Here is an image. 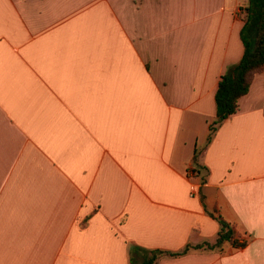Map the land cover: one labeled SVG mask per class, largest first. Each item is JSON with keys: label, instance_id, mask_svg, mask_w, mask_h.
<instances>
[{"label": "crops", "instance_id": "1", "mask_svg": "<svg viewBox=\"0 0 264 264\" xmlns=\"http://www.w3.org/2000/svg\"><path fill=\"white\" fill-rule=\"evenodd\" d=\"M246 0H0V264H264V68L208 141ZM194 192L191 195V192Z\"/></svg>", "mask_w": 264, "mask_h": 264}, {"label": "trees", "instance_id": "2", "mask_svg": "<svg viewBox=\"0 0 264 264\" xmlns=\"http://www.w3.org/2000/svg\"><path fill=\"white\" fill-rule=\"evenodd\" d=\"M241 9L245 12L244 24L240 31L244 45L243 55L239 62L220 76L214 95L216 118L209 125L208 141L218 125L236 111L238 100L248 92L253 76L264 68V0H246ZM218 221L220 230L215 243L186 245L176 252L141 249L138 250L141 255L139 264H155L156 259L161 255L179 256L185 254L191 247H218L225 240L236 245L234 231L229 223L221 217H218ZM131 264H133L132 261Z\"/></svg>", "mask_w": 264, "mask_h": 264}, {"label": "built area", "instance_id": "3", "mask_svg": "<svg viewBox=\"0 0 264 264\" xmlns=\"http://www.w3.org/2000/svg\"><path fill=\"white\" fill-rule=\"evenodd\" d=\"M193 193H194V192L192 191V192H191V195H193Z\"/></svg>", "mask_w": 264, "mask_h": 264}]
</instances>
